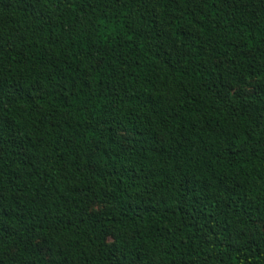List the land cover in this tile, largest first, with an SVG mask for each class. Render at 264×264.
I'll return each mask as SVG.
<instances>
[{
  "label": "trees",
  "instance_id": "obj_1",
  "mask_svg": "<svg viewBox=\"0 0 264 264\" xmlns=\"http://www.w3.org/2000/svg\"><path fill=\"white\" fill-rule=\"evenodd\" d=\"M0 264H264V0H0Z\"/></svg>",
  "mask_w": 264,
  "mask_h": 264
},
{
  "label": "rangeland",
  "instance_id": "obj_2",
  "mask_svg": "<svg viewBox=\"0 0 264 264\" xmlns=\"http://www.w3.org/2000/svg\"><path fill=\"white\" fill-rule=\"evenodd\" d=\"M97 209H98V207H97Z\"/></svg>",
  "mask_w": 264,
  "mask_h": 264
}]
</instances>
